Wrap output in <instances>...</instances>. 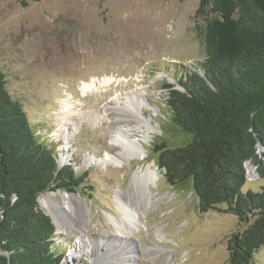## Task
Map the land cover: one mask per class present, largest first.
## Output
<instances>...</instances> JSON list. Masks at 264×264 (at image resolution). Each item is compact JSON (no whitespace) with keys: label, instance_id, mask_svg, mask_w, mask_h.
<instances>
[{"label":"rangeland","instance_id":"1","mask_svg":"<svg viewBox=\"0 0 264 264\" xmlns=\"http://www.w3.org/2000/svg\"><path fill=\"white\" fill-rule=\"evenodd\" d=\"M198 5V0H0V72L7 91L22 105L37 139L53 148L57 164L86 176L81 191L38 197L39 208L55 224L60 264H118L117 259L130 264L133 255L138 259L132 264H227L228 240L245 225L216 210L200 215L190 189L169 185L153 152L161 142L177 146L185 140L169 129L163 85L179 88L178 72L205 58L196 34L202 24L195 15ZM91 80L93 87L83 93ZM62 102L68 105L65 121L59 119ZM141 120L153 129L150 138L139 130ZM120 136L140 145L145 159L124 158ZM105 154L118 158L120 166L102 163ZM148 165L157 178L137 192L133 177ZM253 168L251 178L247 169L245 189L258 192L264 180ZM58 194L83 203L84 211L72 216L77 230L60 226L46 212L43 202H50L44 198L59 202ZM126 207L139 228L125 221ZM112 219L122 225V234ZM251 264H264V247Z\"/></svg>","mask_w":264,"mask_h":264},{"label":"trees","instance_id":"2","mask_svg":"<svg viewBox=\"0 0 264 264\" xmlns=\"http://www.w3.org/2000/svg\"><path fill=\"white\" fill-rule=\"evenodd\" d=\"M198 3L205 58L178 72L179 88L163 85L169 129L185 140L153 152L168 184L190 189L200 215L216 210L245 225L228 240L227 264H251L264 247V184L245 189L247 162L264 180V0ZM85 179L37 139L0 72V264L61 263L38 197L81 191Z\"/></svg>","mask_w":264,"mask_h":264},{"label":"bare ground","instance_id":"3","mask_svg":"<svg viewBox=\"0 0 264 264\" xmlns=\"http://www.w3.org/2000/svg\"><path fill=\"white\" fill-rule=\"evenodd\" d=\"M107 82V81H106ZM94 84V80L90 81V84H84L83 85V93H85V91L89 88H92ZM138 97V98H137ZM134 99H139V101H137L138 105H141V98L139 95H135L133 97ZM62 112L60 115V120L65 121L67 120V110H68V105L66 102H62ZM115 115L114 112L110 114V116ZM116 117V116H115ZM136 118V117H135ZM89 121V118L87 119ZM141 127L139 126V130L144 128V132L146 133L147 137H151V135L153 134V129L148 127V124L144 121H139ZM63 139L67 140V137L65 135H63ZM120 144H122V147L124 149V153L122 154V156L126 159H138L140 161L145 159V153L142 152L143 150L139 149H143L140 145L139 148L137 149V144L135 143V141H130L129 138H127L126 136H120ZM123 142V143H122ZM138 142H140L138 140ZM62 162V161H61ZM102 163L104 164H113L115 166H120V160L114 156H111L109 154H105L103 159H102ZM248 169V173H249V177H253L254 174L252 172L251 167L248 165L247 167ZM157 178V172L152 170L150 168V166L148 165L146 168V171L141 174L140 176H138L137 174L134 175L133 177V181L137 182V187L136 190L137 192H139V190L143 189L142 187H146L147 189V185L148 183H150L153 179ZM61 197V201L59 202H54L51 201L50 197H45L44 200L49 201L50 204H45L43 202L44 205H46L45 210L47 213H49L54 221L56 223H58L60 226L62 227H75L76 230L78 229L77 225H75V221L72 220V216L79 214L81 212L84 211V205L83 203L79 200L78 197L75 196H71V195H64V194H58ZM48 196V195H47ZM126 211H127V215L125 216V221H127V223L135 228H139L138 226V221H136L137 219L135 218V216H132V214L130 213V211L128 210V208L126 207ZM129 212V213H128ZM113 223L116 224V226L118 227V231L119 233H123L121 230L122 225H120L115 219H112ZM137 222V223H136ZM71 233H73L74 235H77L78 232H73L70 231ZM73 254V251L70 253V255ZM117 256H119V254H117ZM138 259L135 255L130 256V261L132 264V261ZM118 264L123 262L119 261V259L116 260Z\"/></svg>","mask_w":264,"mask_h":264},{"label":"water","instance_id":"4","mask_svg":"<svg viewBox=\"0 0 264 264\" xmlns=\"http://www.w3.org/2000/svg\"><path fill=\"white\" fill-rule=\"evenodd\" d=\"M247 164H249V162H247L246 164H245V169H246V166H247ZM252 168H253V166H251ZM253 170H254V168H253ZM246 175H247V177H248V174H247V169H246ZM257 176H258V174H257ZM46 214V213H45ZM47 215V214H46ZM51 219V218H50ZM51 221H52V219H51ZM52 223L54 224V222L52 221ZM54 226H55V224H54Z\"/></svg>","mask_w":264,"mask_h":264}]
</instances>
